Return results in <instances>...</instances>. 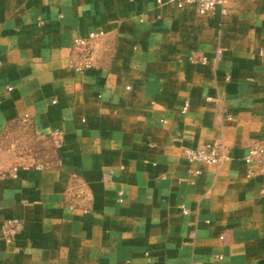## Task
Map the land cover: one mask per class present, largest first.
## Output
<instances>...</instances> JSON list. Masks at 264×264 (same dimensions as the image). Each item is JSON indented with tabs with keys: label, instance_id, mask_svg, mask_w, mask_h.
I'll return each instance as SVG.
<instances>
[{
	"label": "crops",
	"instance_id": "crops-1",
	"mask_svg": "<svg viewBox=\"0 0 264 264\" xmlns=\"http://www.w3.org/2000/svg\"><path fill=\"white\" fill-rule=\"evenodd\" d=\"M163 1L0 0V264H264V0Z\"/></svg>",
	"mask_w": 264,
	"mask_h": 264
},
{
	"label": "built area",
	"instance_id": "built-area-1",
	"mask_svg": "<svg viewBox=\"0 0 264 264\" xmlns=\"http://www.w3.org/2000/svg\"><path fill=\"white\" fill-rule=\"evenodd\" d=\"M155 6L160 7L163 4V0H154ZM175 7L178 9H193L195 13L199 16L211 15L216 7L221 6L224 0H170ZM224 13V11H223ZM104 33L101 31H91L85 37L76 38L73 41L74 46L81 50L83 53L87 54L89 48L94 43V41L102 38ZM219 55L217 52L216 56ZM200 63H205L206 59L202 57L199 61ZM90 63L87 62L83 65V68L89 69ZM211 98H208L210 100ZM221 100L220 96H216L214 101L219 103ZM186 111L184 107L183 112ZM62 133L58 132L56 134V139L54 142L55 147L59 148L61 144ZM185 155L190 161L204 162L212 166H221L229 159L228 148L222 144L214 145L209 152L201 149L198 151L187 150ZM246 163H254L256 165L257 171L264 173V141H256L253 143L249 149L248 155L245 159ZM19 222L16 219L10 220L5 225V231L9 237H13L19 229Z\"/></svg>",
	"mask_w": 264,
	"mask_h": 264
},
{
	"label": "rangeland",
	"instance_id": "rangeland-1",
	"mask_svg": "<svg viewBox=\"0 0 264 264\" xmlns=\"http://www.w3.org/2000/svg\"><path fill=\"white\" fill-rule=\"evenodd\" d=\"M48 151H51V150L49 149ZM13 157H14L13 154L7 155V157L5 158V160H8L10 162V164H12L13 163L12 161H15V159H13Z\"/></svg>",
	"mask_w": 264,
	"mask_h": 264
}]
</instances>
